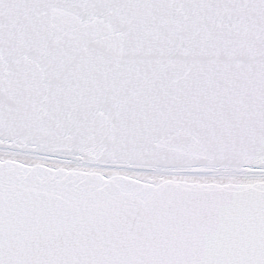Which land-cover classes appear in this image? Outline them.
<instances>
[{
  "label": "snow or ice",
  "instance_id": "snow-or-ice-1",
  "mask_svg": "<svg viewBox=\"0 0 264 264\" xmlns=\"http://www.w3.org/2000/svg\"><path fill=\"white\" fill-rule=\"evenodd\" d=\"M0 264H264V0H0Z\"/></svg>",
  "mask_w": 264,
  "mask_h": 264
}]
</instances>
